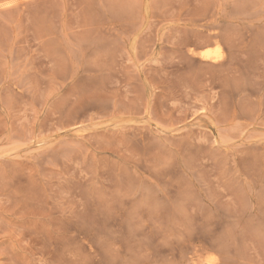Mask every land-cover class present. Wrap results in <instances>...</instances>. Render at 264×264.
<instances>
[{
    "label": "rangeland",
    "instance_id": "rangeland-1",
    "mask_svg": "<svg viewBox=\"0 0 264 264\" xmlns=\"http://www.w3.org/2000/svg\"><path fill=\"white\" fill-rule=\"evenodd\" d=\"M0 264H264V0H0Z\"/></svg>",
    "mask_w": 264,
    "mask_h": 264
},
{
    "label": "bare ground",
    "instance_id": "bare-ground-1",
    "mask_svg": "<svg viewBox=\"0 0 264 264\" xmlns=\"http://www.w3.org/2000/svg\"><path fill=\"white\" fill-rule=\"evenodd\" d=\"M218 57L220 56V55H218V54H216ZM203 56V58H205V59H208V58H215V57H212V54L210 55V53L209 52H204V54L202 55ZM215 56V55H214ZM216 56V57H217ZM216 59V58H215ZM210 60V59H209ZM215 61V60H214Z\"/></svg>",
    "mask_w": 264,
    "mask_h": 264
}]
</instances>
